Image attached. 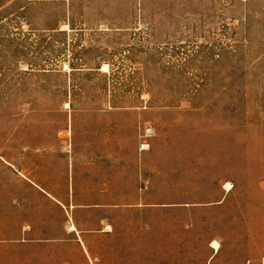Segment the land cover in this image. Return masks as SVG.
I'll use <instances>...</instances> for the list:
<instances>
[{
  "label": "rangeland",
  "instance_id": "obj_1",
  "mask_svg": "<svg viewBox=\"0 0 264 264\" xmlns=\"http://www.w3.org/2000/svg\"><path fill=\"white\" fill-rule=\"evenodd\" d=\"M0 264H264V0H0Z\"/></svg>",
  "mask_w": 264,
  "mask_h": 264
},
{
  "label": "bare ground",
  "instance_id": "obj_2",
  "mask_svg": "<svg viewBox=\"0 0 264 264\" xmlns=\"http://www.w3.org/2000/svg\"><path fill=\"white\" fill-rule=\"evenodd\" d=\"M226 187H227L228 190H229V189H231L232 186H231V184L228 183V184L226 185ZM72 229H73V228H72ZM212 247H213L215 250H218V249H219V243H218V242H213V243H212Z\"/></svg>",
  "mask_w": 264,
  "mask_h": 264
}]
</instances>
